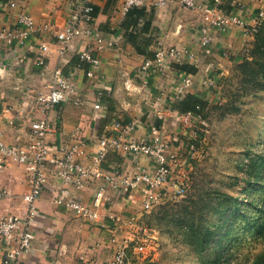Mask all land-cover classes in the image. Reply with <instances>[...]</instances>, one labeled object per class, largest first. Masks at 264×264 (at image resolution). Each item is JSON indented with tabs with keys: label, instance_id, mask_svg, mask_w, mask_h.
<instances>
[{
	"label": "crops",
	"instance_id": "crops-1",
	"mask_svg": "<svg viewBox=\"0 0 264 264\" xmlns=\"http://www.w3.org/2000/svg\"><path fill=\"white\" fill-rule=\"evenodd\" d=\"M15 1V7L0 6V28L13 26L19 11L25 9L34 19L35 30L29 38L31 47L0 46L2 137L8 145H21L28 140L30 122L46 117L53 128L47 136L50 145L68 143L74 133L86 142L85 155L80 158L84 165L90 164V158L98 148L97 141L104 136H119L123 133L126 138L141 140L157 130L169 142L188 131L187 123L183 122L184 115L170 107L175 87L186 73L173 68L172 63L163 75L150 73L136 76L134 70L142 64L145 55L136 52L126 40L127 28L137 34L139 39L149 40L143 47L146 51L154 52L156 43L160 41L164 45L184 48L197 54V59L192 61L196 73L189 74L192 79L202 70L217 68L229 61L231 55L239 54L253 39L243 35L240 28L234 26L225 32L212 30L214 38L210 53L203 54L199 52L198 43L199 14L181 8L175 0H168L165 7H156L152 4L153 0H144L143 7L151 14V24L149 30L142 33V18L137 19V25L133 26L131 22L134 15L121 14L122 0H91L94 16L90 27L102 39L112 42V45L105 46L99 52L100 66L93 77L87 78L76 68L77 55L81 50L93 47V39L90 36L76 38L61 50L62 46L54 36L56 31L64 27L72 12V0ZM239 1L245 5L240 14L248 22L257 7L264 8V0ZM221 7L225 10L232 8L228 0ZM44 24L48 25L46 31L41 30ZM42 42H46L48 48L45 53V73H41L36 64L40 54L39 44ZM54 68H61L71 76L78 92L82 94L80 105L73 104L69 97L66 102L50 110L41 109L37 97L48 91L50 71ZM203 87L201 82H193L187 93L204 98ZM94 104H98L99 108H94ZM131 121H135L134 128L125 131ZM174 143L170 142L171 151L177 149ZM102 166L104 171L118 168L123 174L150 171L153 167L150 158L144 155L133 159L115 151L106 153ZM60 185L58 178L49 170L46 188L35 202L37 212L31 248L21 258L20 264H106L113 254V237L117 241L125 234L118 232L107 216L125 218L137 215L143 218L146 213L142 210L139 193L120 195L103 179L88 178L80 189L68 187L72 198L86 205L91 203L99 186L104 187L108 200L100 209L102 222L105 223L101 227L98 223L84 222L65 204L54 202ZM0 189L9 191L8 197L0 199V220L7 215L24 217L27 204L22 196L29 189L24 167L14 162L0 166Z\"/></svg>",
	"mask_w": 264,
	"mask_h": 264
},
{
	"label": "built area",
	"instance_id": "built-area-1",
	"mask_svg": "<svg viewBox=\"0 0 264 264\" xmlns=\"http://www.w3.org/2000/svg\"><path fill=\"white\" fill-rule=\"evenodd\" d=\"M178 5L186 10H193L200 16L198 28L199 52L210 53L213 42V31L225 32L230 27H238L243 35L254 37L259 26L264 20V8L257 7L251 20L244 18L240 11L245 5L239 0H228L230 10L221 7L227 0H175ZM257 2L258 0H248ZM168 0H153L156 7H165ZM144 0H122L121 14L126 15L135 7H143ZM0 6L15 7V0H0ZM73 10L66 19L64 27L56 31L54 36L62 46L69 45L76 38L90 36L93 39V47L81 50L78 55L76 68L81 70L85 77L91 78L100 66V51L105 46H111L112 42L105 41L90 27L93 20L94 7L91 0H72ZM48 25L44 24L41 30L46 31ZM35 30L33 17L21 9L13 26L0 28V46L32 44L29 41ZM40 54L36 58V64L41 73L47 71L45 53L46 42L39 44ZM196 55L194 52L175 46H167L160 41L156 43L154 56L144 59L134 73L138 77L150 73L163 75L172 63L193 64ZM194 65V64H193ZM143 82H146L143 79ZM204 86H210L213 82H201ZM193 84L191 75L185 74L177 83L172 102L180 100ZM72 98L75 105H80L82 94L77 90L71 76L65 74L61 68L50 71V84L45 94L37 97V103L43 111L50 110L53 106L66 102ZM94 108H99L94 104ZM184 121L190 118L200 120L191 113L183 114ZM135 121H131L125 131L134 128ZM52 126L46 117L36 118L30 122L28 140L21 145H8L0 132V166L8 162H14L24 167L28 191L22 199L27 204L24 217L13 215L4 216L0 220V264H20L21 258L30 250L34 237L33 225L36 216L35 202L39 199L47 185L48 171L51 170L60 182V187L54 196L55 203H63L78 218L88 223H103L100 209L106 201L103 186L95 191L92 201L86 205L74 200L68 187L80 189L86 179H103L118 194L128 196L138 192L141 197V207L144 213L161 202L183 195L187 178L184 167L195 150L193 142H179L176 151H171L168 141L159 132L153 131L150 136L141 140L126 138L124 134L119 136H104L97 141L98 148L90 158V164L84 165L80 158L85 155L86 142L74 133L68 143L52 146L47 142V136L52 132ZM108 151L122 152L133 159L144 155L150 158L152 169L140 170L133 174H123L118 168L104 171L102 163ZM177 171L174 174V171ZM9 196L7 189H0V199ZM109 222L115 225L118 232L125 233L115 241L113 254L106 264H136V260L144 259L151 238L157 236V230L148 226L142 216L129 215L125 218L107 216ZM2 242V243H1Z\"/></svg>",
	"mask_w": 264,
	"mask_h": 264
},
{
	"label": "rangeland",
	"instance_id": "rangeland-1",
	"mask_svg": "<svg viewBox=\"0 0 264 264\" xmlns=\"http://www.w3.org/2000/svg\"><path fill=\"white\" fill-rule=\"evenodd\" d=\"M146 40H137L138 47ZM253 43L192 79L213 84L201 83L204 120L190 118L187 133L169 141L195 146L184 167L186 188L143 215L158 233L149 241L150 254L136 264H250L259 252L253 224L264 206V67L250 63ZM192 221L210 232L207 242L201 233L200 254L187 241L185 226Z\"/></svg>",
	"mask_w": 264,
	"mask_h": 264
},
{
	"label": "trees",
	"instance_id": "trees-1",
	"mask_svg": "<svg viewBox=\"0 0 264 264\" xmlns=\"http://www.w3.org/2000/svg\"><path fill=\"white\" fill-rule=\"evenodd\" d=\"M94 14V12H93ZM133 14L134 19L131 22L133 26L137 25V19L142 18V26L140 28V33L146 32L149 30L151 24V14H148L145 11L144 7H135L128 11L125 16H129ZM263 23L259 26L257 32L254 34V43L252 49L250 50L251 55H254L250 63H258L259 68L264 67V31H263ZM128 29V28H127ZM126 29V40L135 48L136 52L144 54L145 59H151L154 56V52L146 51L143 48H139L137 44V40L139 38L138 35L133 31H128ZM138 33V32H137ZM148 39L144 43V46L148 43ZM257 57V58H255ZM78 62V58H77ZM76 62V63H77ZM172 67L176 70L182 71L186 74H194L196 73V67L189 63L183 64H172ZM205 100L199 95L193 93H186L180 100L172 102L171 108L176 110L180 114L191 113L194 116L198 117L200 120H204L203 112L205 108ZM156 126V125H155ZM185 213V212H184ZM186 214H192L191 212L186 211ZM186 230H188L187 241L189 242L192 249L195 253H201L205 249V242L209 240L210 232L203 228V226H194V223H186ZM184 227V228H185ZM254 231L257 233L256 238L261 243V248L256 256L253 258L250 264H264V206L258 208V216L256 217V221L253 224ZM204 232V240L203 242L201 238V233Z\"/></svg>",
	"mask_w": 264,
	"mask_h": 264
}]
</instances>
